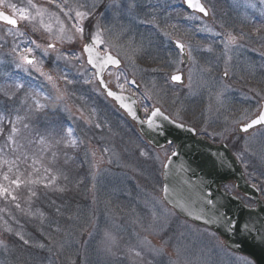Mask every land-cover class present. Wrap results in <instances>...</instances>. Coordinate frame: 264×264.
Wrapping results in <instances>:
<instances>
[{
  "label": "rangeland",
  "instance_id": "rangeland-1",
  "mask_svg": "<svg viewBox=\"0 0 264 264\" xmlns=\"http://www.w3.org/2000/svg\"><path fill=\"white\" fill-rule=\"evenodd\" d=\"M152 1L118 0L104 5L103 0H79L89 6L96 5L93 16L85 21L86 26L92 28L99 25L105 29L103 38L108 35L110 46L113 45L122 54L124 68L121 71L124 75L121 76V82L124 76L128 79L133 77L141 86V90L137 91L125 84L123 91L137 96L144 111L157 105L173 110L172 104L179 100L183 106L177 108L179 111L174 110L176 115L185 105L184 112L194 115L193 102L204 104L212 98L208 103L209 109L204 111L203 118L199 120V128L205 133L202 135L211 140L226 141L244 165L247 177L250 176L254 181L250 179L252 183L257 184L264 194V128L240 136L236 123L238 120L241 124L247 122L241 119L242 116L254 118L264 102V70L258 71L264 67V56L253 47L252 42L246 43L247 34L235 35L230 32L237 37V43L222 49H227L228 54H235V58L229 56L220 60L221 69L217 77L219 86L209 69L200 72V84L188 92L186 104L181 91H171L178 89L168 87L171 85L169 75L182 67L179 60L174 61L171 69L159 77L145 74L152 73L156 67L166 68L173 57L162 46L165 36L155 35L153 30L147 31V28L156 30L154 22L159 28L174 26V23L168 24V20L165 22L160 18L149 20L151 16L148 14L155 8L142 4H151ZM180 1L174 0L173 5H178ZM202 1L209 6L210 21L181 11H176L177 14L173 16L184 14L182 18L186 22L199 27L196 33L200 36L213 35L215 39L225 40L227 33L219 26L235 24L246 27L247 23L254 20L256 24L264 20V4L260 3V8H257L260 0H221L227 2L225 9L233 12L237 24L226 17L223 10L219 11L214 2ZM8 3L27 8L29 13L35 14L28 0H8ZM32 3L48 9L49 13L58 11L48 0H32ZM230 6L231 10L228 9ZM0 10L13 14L6 7H0ZM15 15L19 21V14ZM189 16L198 19H187ZM44 19L52 24L54 31L59 27L54 16L49 20L46 14ZM19 24L20 28L14 30L15 35L7 36L5 30L8 26L0 24V86L7 85L6 90L15 93L11 101L0 94V111L7 108V115L15 119L16 115L27 114L29 106L34 109V101L38 100L31 98L25 88L16 90V81L23 80L20 77L12 79L13 72L45 85L43 94H50L55 102L46 110L31 112L27 121L30 128L21 133L24 148L15 153L10 149L0 152V177L3 180L0 179V184L7 186L9 183L3 179L4 174L9 179L17 175V168L12 167V171H8L11 164L5 163L13 160L20 173H23L21 179L40 181L36 184L25 183L16 189L14 194L19 199L15 202L11 198L0 197V264H253L246 257L228 251L211 231L181 220L164 204L162 175L170 151L157 153L146 147L141 137L103 94L94 90L93 84L85 83L93 73L88 66L85 71L79 65L74 66V62L57 59L60 53L69 49L79 50V45L57 43V50H49L45 56L42 49H35L30 41L36 40L44 47L49 42V34L42 28L33 31V24L29 21H19ZM206 28L212 31L202 30ZM21 32L24 35H20ZM255 34L261 33L255 31ZM172 39L183 41L184 38L174 30L167 34L166 41L171 45ZM16 45H19V50L26 46L34 48L35 56L41 61L35 67L53 76L61 89L59 94L63 95L64 104L57 101L58 93L35 67L27 71L16 67L19 62L17 53L12 52ZM100 46L105 50L103 45ZM216 49L210 47L206 53L219 55ZM49 62H53L52 68L48 67ZM225 68L228 69V81L223 79ZM9 76L10 83L7 81ZM63 76L70 78L72 83L58 79ZM111 80L116 87L114 75ZM82 88L89 100L96 103L95 106L89 108L85 104L82 108L81 104L74 101V94ZM217 90L221 92L212 96ZM257 91L260 95H257ZM21 100L26 103L21 105ZM38 101L41 103V100ZM191 117L196 120V115ZM88 120L91 123H86ZM96 123L101 127L96 128ZM211 123L217 127L213 128ZM69 127L73 129L71 138L66 133ZM5 128L7 130V124ZM56 132L63 136V140L74 139L76 145L65 147L63 140L55 144L54 140L60 139V136L55 135ZM41 136L45 137L44 143H28L29 140L39 141ZM2 143L3 138H0ZM140 150L148 155L140 156ZM21 153L28 156L27 161H24ZM46 167L52 168L51 174L56 176L55 182L47 188L44 184L51 174L45 173ZM29 189L36 191L37 195L32 197ZM82 189L84 198L80 201L77 193ZM227 190L234 193L231 187ZM16 203L21 205L19 209ZM17 233L23 235L29 244L25 245ZM105 233H110L113 239H106ZM133 250L140 251L141 256L136 257Z\"/></svg>",
  "mask_w": 264,
  "mask_h": 264
},
{
  "label": "snow or ice",
  "instance_id": "snow-or-ice-1",
  "mask_svg": "<svg viewBox=\"0 0 264 264\" xmlns=\"http://www.w3.org/2000/svg\"><path fill=\"white\" fill-rule=\"evenodd\" d=\"M28 3L32 8L35 9L34 15L29 13L27 8H18L16 4L8 3V0H0V7L9 8L12 10L13 13L10 15L5 11H0V22H3L9 26L5 30V36H7L8 34L15 35L14 30H18L19 23L15 15L16 13H18L19 21H29L33 24V31H39V29L42 28L45 32L49 34V42L44 47H42V45L36 40L30 41V43L35 46V49H42L43 54L45 56L48 55L49 50H57V43H69L79 45V50H76L75 48L69 49L63 53H60L57 56V59H63L66 62H74V66L79 65L80 68L85 69V71H87L86 66H91V69L95 71H93L91 78L85 80V83L93 84L94 90L99 91L106 97H110L115 101H122L124 97H122L116 91L113 90V88L110 86L112 84V80L105 78L103 73L108 69V66H112L113 68H115L116 72L113 73L109 71L108 76L112 77L114 75L116 80V87L122 90L124 89L125 84L135 85L136 81L134 79L129 80L126 76H124L123 82H121V76L124 75V73L120 70L121 60L117 56L105 54V56L100 57L98 55V46L106 43L102 35L105 29L101 28L99 25H95L92 28H88L85 24V21H88L93 16L96 5L92 4L91 6H89L86 3H80L79 0H48V3L50 5H53L55 9L58 10L56 13H49L48 9L37 7L35 4L32 3V0H28ZM184 3L187 5L188 9L199 12L204 17L209 16V9L203 3H201V0H184ZM260 3L264 4V0H260ZM46 14L49 16V20H51L54 16L56 22L59 24V27L55 31L53 30L52 24L50 22L45 21L44 17ZM61 17H63V19ZM187 19H198V17L189 16L187 17ZM37 25L39 27H37ZM221 27H223V25H221ZM202 30L212 31L211 28H206ZM20 35H24V33L21 32ZM215 35H220V33H215ZM240 38L243 39V35H241ZM223 42L225 48H228L229 46L235 45L237 43V37L235 35H232L231 33H227L226 38ZM176 46L179 49L180 53L183 54L185 45L179 40H177ZM12 52L17 53V59L19 61L16 64L17 68H24L25 71H27L29 68H33L37 64L41 63V61H39L35 56L33 47L26 46L22 50H19V45H16L12 48ZM190 55L191 54L189 53V56ZM128 59L131 60V57H128ZM35 70L39 71L42 76H46L47 81L52 85V88L55 90V92L58 93V95L56 96L57 101H59L61 104H64V97L62 94H59L61 92V89L59 88L53 76L46 75L39 67H35ZM153 71H156V69H153ZM224 76H228L227 68H225ZM58 79H63L69 84L72 83L71 80L67 79V76L59 77ZM170 79L172 81L179 82L182 80V77L180 75H172ZM189 80H191V76H189ZM7 87V85L0 86V94L7 97V99L11 101L15 98V93H10L9 91H7ZM14 87L17 91H19L24 88V85L22 83H15ZM257 95H260L258 91ZM25 103V100L20 101L21 105H24ZM45 107L46 105L41 104L38 100H35L34 109L32 108V106H29L27 114H25L24 116L16 115L15 119H11L7 115V108H4V110L0 111V138H3V143L0 144V152H3L5 149H10L13 153H15L18 149L24 148L25 145L21 142L24 137L21 136V133L23 130H29L30 128V124L27 121H29L30 119L31 112L33 110L39 111ZM121 107L125 108L128 113L133 117V119L137 118L136 112L132 107H129L128 104L122 103ZM145 111L148 112V109L145 108ZM160 116H162L166 120L168 119V117L164 115L160 108L154 107L148 115V119L146 121L141 120L140 123H146L149 128H152L155 123V118ZM80 118L83 119V116H81ZM241 119L247 121L243 124H241L239 120L236 121L237 125L239 126V131L241 132L246 133L249 131V129L253 128L256 125H264V105L260 106V110L254 118L248 119L247 116H242ZM86 123H91V121L88 120L86 121ZM5 124H7V130L5 128ZM95 127L100 128L101 125L99 123H96ZM72 132V128L69 127L68 129H66V133L69 138H71ZM55 135L60 136V139L54 140V143L58 145L62 142L63 136H61L59 132H56ZM44 142L45 137L43 136L39 138V141H28L29 144ZM63 142L65 147H74L76 145V141L74 139L63 140ZM105 151H107V149H105ZM139 154L140 156L148 155L144 150H140ZM21 155L23 156L24 161H27L28 156L24 153H21ZM175 155H177V153L174 151L172 153V156ZM53 156L55 157V153H53ZM17 159H20V157H17ZM168 159L171 160V157H169ZM5 163L11 164L8 171H12V167H16L17 175L13 179H9V176L7 174L3 175V179L5 181H9V183L7 186L4 184H0V197H3L5 199L11 198V200L15 202L19 199V197L14 193L16 189H19L21 187V185L25 183H40V181L38 180L26 181L24 179H21L23 173H20L19 167L16 164L15 160L11 162L5 161ZM33 163H35V161H33ZM164 167H168V165L165 164ZM44 171L45 173L49 174L53 173V169L49 167H46ZM55 180L56 176L54 174H51L50 178L47 180V183L44 184V187H49L52 183L55 182ZM13 186H15V188H13ZM162 190L164 192H167L168 188L164 187ZM29 191L32 197H35L37 195L36 191L31 189H29ZM208 202L212 203L211 200H209ZM15 206L18 209L21 207L19 203H16ZM197 219H200V217H197ZM228 223L229 226L232 228L238 227L237 225H234L232 221H228ZM244 227L245 230L248 229V225H245ZM8 231H11V229H8ZM17 235L25 245L29 244V241L25 239L23 235H20L19 233H17ZM105 237L108 240L113 239L110 233H105ZM145 243L148 242L145 240ZM41 247H43V245H41ZM133 251L136 257L141 256L140 251Z\"/></svg>",
  "mask_w": 264,
  "mask_h": 264
},
{
  "label": "water",
  "instance_id": "water-1",
  "mask_svg": "<svg viewBox=\"0 0 264 264\" xmlns=\"http://www.w3.org/2000/svg\"><path fill=\"white\" fill-rule=\"evenodd\" d=\"M98 55L105 56L99 51ZM183 81L182 77L181 81L174 82L183 84ZM117 93L124 97L122 101L109 98L126 113L150 145L157 149L171 143L177 146V155L168 160V167L164 169V187L168 188L167 192L163 191L165 203L183 219L217 233L233 252L251 258L256 264H264V202L260 192L247 182L241 165L228 148L197 139L195 131L175 123L166 114L167 120L156 117L153 127L149 128L146 123H140L144 119L137 101L128 94ZM122 103L134 109L136 119L121 107ZM229 183L254 201L256 207H248L237 195L225 192L222 187ZM228 221L238 227H230Z\"/></svg>",
  "mask_w": 264,
  "mask_h": 264
},
{
  "label": "flooded vegetation",
  "instance_id": "flooded-vegetation-1",
  "mask_svg": "<svg viewBox=\"0 0 264 264\" xmlns=\"http://www.w3.org/2000/svg\"><path fill=\"white\" fill-rule=\"evenodd\" d=\"M109 3H106V5ZM155 28H156V35L157 34H163V35L169 34V33L173 32L174 30L181 33V38L182 39L184 38V39H183V41H180V40L179 41L185 45V49H184V53L181 54L179 49L177 48V46L174 44L175 39H172L171 45L166 40L165 41L163 40L162 41L163 48L168 52L169 55L171 53L173 55L171 64L169 66H167L166 68L156 67V68H154V69H156V71H153L152 73L148 72L145 74L152 75V76L156 75V77H159V76L163 75L168 69H171V66L174 63V61L178 62L177 60H179V62L182 63V67L177 68V69L174 68L176 70V72L173 71V73H171V74L179 73V75H181L184 78L185 85L181 86V87H177V86L172 84L168 87H170V88L173 87V88L178 89V90L171 89V91H181L182 94H184V99H185L186 104H187L188 92L191 90L192 87H195V86L200 84V77H201L200 72L205 71L206 69L207 70L209 69V71L211 72V74L214 78V81L219 86L218 81H217V77H218V74H219L220 69H221V66H219L220 60L222 59V57L224 58L225 56L229 55L227 52V49H225L226 52L222 49L225 47L224 42H223L224 39H215V38H212L211 35H205V36H208V38L205 36L198 35V33H196V30L197 31L199 30L198 26H167V27H163V28H159V27L155 26ZM151 29L152 28H147V30H151ZM192 33H194V37L192 36ZM105 40L108 43L107 35H106ZM257 42L261 43L260 40H257ZM210 47H216L217 49L215 51L218 52L219 55H213L215 53H213V54L206 53L207 49ZM189 53L191 54L190 56H189ZM208 62L210 64H208ZM212 63H213V65H212ZM189 76H191L192 82H191V80H189ZM228 80L229 79H227L226 81H228ZM218 86H217V88H218ZM220 92L221 91H219V90L214 91L212 96H214L215 94L220 93ZM178 101H175L172 104L173 110L169 109L168 107H166L164 105H161L160 108H162V110H164L165 113H167L170 117H173L174 120H176L177 122L195 128L198 131L199 137H203V138L207 139L210 143L217 145V144H221V143L226 142V141H221V140H219V141L211 140L210 138H208V136L202 135L205 133L202 131L201 128H199V127H201L199 120L203 118L204 111L209 109L208 103H210L212 101V98H210L204 104H202L201 102L196 103V101L193 102V106H194V109L196 111V114H194V115H196V120L193 117H191L194 115L189 114V112H184L186 105L182 108V110H181V112H179V114H177V115L175 114V111H179V110H177V108H179L180 106H183ZM140 104H141V102H140ZM262 104H263V102H262ZM154 107H158V106H154ZM142 109H143L144 116H147L150 113V111L152 110V108L151 109L148 108V112H146V111H144L143 107H142ZM172 111H174V112H172ZM211 125L213 128L217 127V125H215L214 123H211ZM263 128L264 127H260V128L254 130L250 133H247V134H241L238 132L237 133L240 136H244V135H249V134H251L257 130H261ZM165 150H169L171 152L170 155H172V153L175 150V147L169 146L166 149H164L163 151H165ZM231 150H233V149L231 148Z\"/></svg>",
  "mask_w": 264,
  "mask_h": 264
},
{
  "label": "trees",
  "instance_id": "trees-1",
  "mask_svg": "<svg viewBox=\"0 0 264 264\" xmlns=\"http://www.w3.org/2000/svg\"><path fill=\"white\" fill-rule=\"evenodd\" d=\"M46 90V88L44 87H41L40 85L36 86V85H32L30 86L28 89H27V92L29 93L30 92V96L31 98L33 97L34 100L36 98H38V100H41V102L45 99H47V96L45 95V93L43 94V92ZM38 96V97H37ZM48 97H52L51 95H48ZM30 104V102H28ZM7 170V168H5ZM2 172L5 173L4 170H2ZM1 181L2 178L0 177ZM85 187V186H83ZM77 197L80 199V201L84 198V189L80 190L79 193H77Z\"/></svg>",
  "mask_w": 264,
  "mask_h": 264
}]
</instances>
